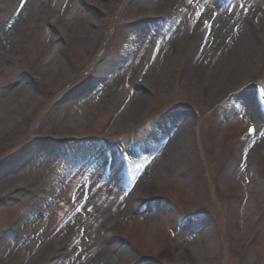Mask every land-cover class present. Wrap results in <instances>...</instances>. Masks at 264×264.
Masks as SVG:
<instances>
[{
	"label": "rangeland",
	"instance_id": "rangeland-1",
	"mask_svg": "<svg viewBox=\"0 0 264 264\" xmlns=\"http://www.w3.org/2000/svg\"><path fill=\"white\" fill-rule=\"evenodd\" d=\"M17 2L0 264H264V0Z\"/></svg>",
	"mask_w": 264,
	"mask_h": 264
},
{
	"label": "bare ground",
	"instance_id": "bare-ground-1",
	"mask_svg": "<svg viewBox=\"0 0 264 264\" xmlns=\"http://www.w3.org/2000/svg\"><path fill=\"white\" fill-rule=\"evenodd\" d=\"M213 1V0H212ZM169 2L173 5V6H171V7H174V6H176V8H181V10H184L183 9V7H187L188 8V6H185V5H188V3H189V0H169ZM214 2H215V0H214ZM207 10H209V12L211 11V12H216V11H214V9H213V7L212 6H210V8H208ZM206 10V11H207ZM169 11V10H168ZM228 11V8H226L225 10H218V12L219 13H217V16H218V14L219 15H221V13H225V12H227ZM180 12V11H179ZM181 13V12H180ZM182 15H183V13H181ZM213 21L214 20H212L211 19V22H210V25H209V27L211 28V26H213ZM216 21V20H215ZM215 21H214V23H215ZM217 21H219V20H217ZM196 25H191V27H193L192 28V30L191 31H193L192 32V35H196L198 32L200 33V31H201V28L198 26V27H195ZM208 27V28H209ZM194 33V34H193ZM209 36H211L212 37V35H210L209 33H208V35L206 36V40H211L210 39V37ZM192 37V36H191ZM216 39V38H215ZM239 41V43H237ZM240 40H237L236 41V43H235V45L234 46H232L231 48L230 47H228L227 49H226V51H224V61L223 62H225V61H227V60H229V58L230 57H236V58H241L242 56H244L245 54H247V51H246V49L245 48H243V49H240ZM215 43V42H214ZM209 45V42L207 41H205V44H204V47L200 50V52H198L199 54H197V58L198 57H205V53L206 52H211L212 50H214V48H215V46H213V44L212 45H209V47H208V49L207 50H205L204 48H205V46H208ZM239 48H238V47ZM161 48H160V50L162 49L163 51H165L166 52V49H165V45H163V46H160ZM237 47V48H236ZM194 48V47H193ZM217 48V47H216ZM234 49V50H233ZM231 50V51H230ZM236 50V51H235ZM214 52V51H213ZM218 53V51H215V54H217ZM218 56V55H217ZM219 58V57H218ZM211 65L213 66V64H208V66L209 67H211ZM209 67H207V69H209ZM213 68V67H212ZM199 69V68H198ZM132 100H134L135 101V103H140L142 100H143V97H141V98H134V96H133V99ZM133 103V102H132Z\"/></svg>",
	"mask_w": 264,
	"mask_h": 264
},
{
	"label": "snow or ice",
	"instance_id": "snow-or-ice-1",
	"mask_svg": "<svg viewBox=\"0 0 264 264\" xmlns=\"http://www.w3.org/2000/svg\"><path fill=\"white\" fill-rule=\"evenodd\" d=\"M229 10H231V9H229ZM205 23H206V22H205ZM260 96H261V99L264 100V91H261V92H260ZM254 131H255L254 128H250V129H249V133H252V132H254ZM261 135H264V133H261ZM84 195H85V199H87V194L85 193ZM77 210H79V209H77ZM89 211H90V209H89Z\"/></svg>",
	"mask_w": 264,
	"mask_h": 264
}]
</instances>
